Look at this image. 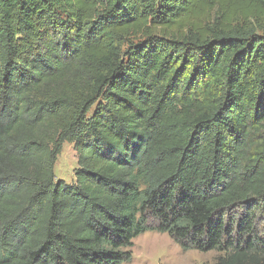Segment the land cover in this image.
<instances>
[{
	"label": "trees",
	"instance_id": "obj_1",
	"mask_svg": "<svg viewBox=\"0 0 264 264\" xmlns=\"http://www.w3.org/2000/svg\"><path fill=\"white\" fill-rule=\"evenodd\" d=\"M260 223L264 0H0V264H264Z\"/></svg>",
	"mask_w": 264,
	"mask_h": 264
},
{
	"label": "rangeland",
	"instance_id": "obj_2",
	"mask_svg": "<svg viewBox=\"0 0 264 264\" xmlns=\"http://www.w3.org/2000/svg\"><path fill=\"white\" fill-rule=\"evenodd\" d=\"M76 168V151L73 144L65 142L54 166L56 180L73 183ZM239 209L241 207L235 208ZM258 230L264 237L263 223L259 224ZM126 250L131 253V258L122 264H216L217 259L225 255L223 251L218 250L183 251L167 233L156 231H146L135 237L132 246Z\"/></svg>",
	"mask_w": 264,
	"mask_h": 264
}]
</instances>
